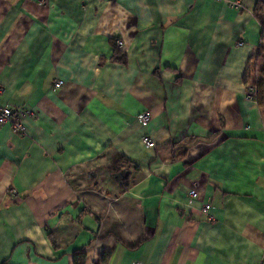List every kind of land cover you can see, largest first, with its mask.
I'll list each match as a JSON object with an SVG mask.
<instances>
[{"label":"crops","instance_id":"0c3cea01","mask_svg":"<svg viewBox=\"0 0 264 264\" xmlns=\"http://www.w3.org/2000/svg\"><path fill=\"white\" fill-rule=\"evenodd\" d=\"M256 4L0 0V264H264Z\"/></svg>","mask_w":264,"mask_h":264},{"label":"trees","instance_id":"16d2710c","mask_svg":"<svg viewBox=\"0 0 264 264\" xmlns=\"http://www.w3.org/2000/svg\"><path fill=\"white\" fill-rule=\"evenodd\" d=\"M255 16H257L259 22L263 25L264 28V0H257V4L254 10ZM114 44V43H113ZM114 45V59L116 60H124L125 54L120 50V48L115 43ZM263 46L259 47V50L256 54V56L253 58L251 62H249V65L246 68L245 74H244V83L248 86L250 84L251 78L253 76V72L251 70V66L257 62L258 58L263 52ZM256 65V64H255ZM257 99L260 106H264V77L260 78L259 81H257ZM125 161V157L123 155H120L118 158H116V161L111 166V171L114 177H116L117 181H119L122 188L127 189L129 187V183H126L128 181V177L126 178V175L124 176L123 173V167L119 166L122 162ZM133 246H135L133 244ZM3 264H9L8 262H3Z\"/></svg>","mask_w":264,"mask_h":264},{"label":"built area","instance_id":"2783aa9c","mask_svg":"<svg viewBox=\"0 0 264 264\" xmlns=\"http://www.w3.org/2000/svg\"><path fill=\"white\" fill-rule=\"evenodd\" d=\"M235 6H239L238 2L234 4ZM117 44L122 47L123 41L117 40ZM239 44H243L241 41ZM64 84L63 80H57L54 84L56 88H60ZM29 112L25 109L18 110L14 109L11 106H0V125L5 123H11L12 128L15 132H18L20 134L25 133L26 126L23 124V117L26 116ZM151 119V115L148 111L142 112L137 116V120L143 124L146 125L149 120ZM143 143L148 148H154L156 146V142L149 136L145 135L143 137ZM198 195L197 191L195 189H191L190 191V199L196 198ZM211 208V205L209 203H206L204 205L203 210L207 213H209ZM134 264H140L138 262H135Z\"/></svg>","mask_w":264,"mask_h":264},{"label":"rangeland","instance_id":"374dc122","mask_svg":"<svg viewBox=\"0 0 264 264\" xmlns=\"http://www.w3.org/2000/svg\"><path fill=\"white\" fill-rule=\"evenodd\" d=\"M263 49H264V46H263ZM258 60H259V58H258ZM258 60H257V62H255L256 65L254 64L253 66H251V70L253 72V76H252L251 81H250V84H249V85H252L250 87L251 90H254V88L256 89V95H257V88H258L257 81L260 80V78L262 77V75L264 77V71L261 70V68L259 67Z\"/></svg>","mask_w":264,"mask_h":264}]
</instances>
